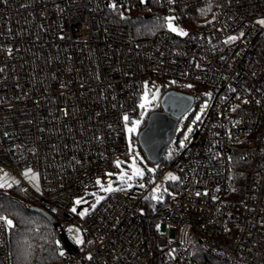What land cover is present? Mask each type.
Returning <instances> with one entry per match:
<instances>
[{"label": "built area", "instance_id": "2783aa9c", "mask_svg": "<svg viewBox=\"0 0 264 264\" xmlns=\"http://www.w3.org/2000/svg\"><path fill=\"white\" fill-rule=\"evenodd\" d=\"M155 2L178 33L140 39L109 13ZM210 4L215 18L186 24ZM261 21L264 0H0V169L36 172L39 190L18 186L32 205L58 220L57 234L77 226L86 235L74 251L60 243L51 264H264ZM147 77L160 79L162 95L171 85L197 90L175 136L185 145L173 140L135 185L81 217L75 197L130 152L127 126L142 121ZM244 142L251 168L240 189L231 148ZM0 218V264H12V220Z\"/></svg>", "mask_w": 264, "mask_h": 264}, {"label": "trees", "instance_id": "16d2710c", "mask_svg": "<svg viewBox=\"0 0 264 264\" xmlns=\"http://www.w3.org/2000/svg\"><path fill=\"white\" fill-rule=\"evenodd\" d=\"M111 18L131 28L137 38L144 39L153 36L156 32L168 27L170 13L155 2L144 10H131L124 5L111 7L109 10ZM217 15L216 5L210 4L193 11L186 24L191 27L203 26L207 21ZM178 90L190 93V88H180L175 85L167 87V90ZM160 109H162L160 105ZM148 115V113H147ZM146 120L141 128L145 126ZM136 137V136H133ZM174 145L178 139H174ZM174 145L169 146V151ZM232 172L237 180L240 189L243 188L246 175L251 168L249 142H244L231 148ZM130 152L123 158H128ZM166 161L172 159L166 157ZM116 162L113 161L111 170L116 169ZM123 185L118 188L121 189ZM179 190L180 183L173 185ZM117 189V190H118ZM30 199L24 193L22 187L13 186L8 190L0 188V217H10L12 227L9 237V251L12 264H51L60 260V242L57 239L56 228L44 217L43 214L31 211ZM197 254L203 259H211L205 253L201 244L195 246Z\"/></svg>", "mask_w": 264, "mask_h": 264}, {"label": "rangeland", "instance_id": "374dc122", "mask_svg": "<svg viewBox=\"0 0 264 264\" xmlns=\"http://www.w3.org/2000/svg\"><path fill=\"white\" fill-rule=\"evenodd\" d=\"M169 24L172 26L170 27L171 29L175 28V25L172 22L169 21L168 26ZM174 32L178 33L177 31ZM234 37H236V34L226 38V41H229ZM150 79L151 78L149 77L145 78V90L139 102L140 107L143 109L142 121L137 124H130L127 126L126 135L130 156L128 158L118 159L116 161L115 170H110L107 175L99 177V183L97 182L95 187L87 189L75 197L73 209L75 208V212L81 217H84L91 212L94 207L97 206V204L111 191L117 190L122 185H135L137 176L142 175L145 168L150 167V162L147 160L138 143V133L142 123L145 120L147 123L149 114L152 111L161 110L159 101L162 95V82L159 78ZM191 91L193 93L197 92L195 88H191ZM141 105H143V107ZM129 129H134V131H129ZM184 145L185 141L181 140L176 144V147L182 148ZM137 171H139L140 174H137ZM166 179L174 182L179 179V175L178 173L171 171L167 174ZM23 180L34 189L39 190V176L36 172L26 170L21 173V176H19L7 169H0V188L8 190L13 186H24ZM77 201H80V203H77ZM81 213L85 214L81 215ZM66 234L72 243H83L86 240L85 233L77 226L68 227L66 229Z\"/></svg>", "mask_w": 264, "mask_h": 264}, {"label": "water", "instance_id": "95a60500", "mask_svg": "<svg viewBox=\"0 0 264 264\" xmlns=\"http://www.w3.org/2000/svg\"><path fill=\"white\" fill-rule=\"evenodd\" d=\"M194 96L192 94L168 90L161 97V110L152 111L147 123L138 133V143L150 163H158L174 140L179 121L192 109ZM31 211L41 213L56 228L58 220L48 211L31 205ZM58 241L67 249L74 251V244L66 234H57Z\"/></svg>", "mask_w": 264, "mask_h": 264}, {"label": "snow or ice", "instance_id": "6c2138e0", "mask_svg": "<svg viewBox=\"0 0 264 264\" xmlns=\"http://www.w3.org/2000/svg\"><path fill=\"white\" fill-rule=\"evenodd\" d=\"M261 23H264V21H261ZM169 27H172L171 26V24H169ZM172 30L173 31H177V29H175V28H172ZM181 35H184L185 33H183V32H181L180 33ZM234 39V38H233ZM142 107H143V105H141ZM199 118V117H198ZM125 119H127V117H125ZM138 123V122H137ZM129 131H134V129H129ZM137 174H140L139 173V171H137ZM173 179H174V177H173ZM98 183H99V181H97ZM108 190H111V189H108ZM77 203H80V201H77ZM73 211H75V208L73 209ZM85 213H81V215H84ZM0 219H3V218H0ZM7 223L9 224V225H11V221H7ZM90 258V257H89Z\"/></svg>", "mask_w": 264, "mask_h": 264}]
</instances>
